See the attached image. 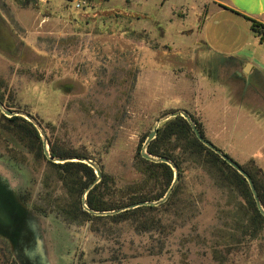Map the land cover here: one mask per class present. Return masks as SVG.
<instances>
[{
	"label": "rangeland",
	"instance_id": "1",
	"mask_svg": "<svg viewBox=\"0 0 264 264\" xmlns=\"http://www.w3.org/2000/svg\"><path fill=\"white\" fill-rule=\"evenodd\" d=\"M135 2L133 11L150 13L157 4ZM134 21L119 9L95 8L90 2L77 8L74 0H0V98L14 112L6 116L0 107V183L36 220L53 264H264V232L252 239L238 230L237 222L249 212L239 190L219 188L197 166L189 165L174 199L169 190L140 210L129 206L68 223L59 214L78 206L76 188L57 182L45 153L46 159L29 152L8 131V119L22 117L38 130L43 145L50 140L75 155L65 162L102 170L89 190L106 183V203L126 202V191L144 182L136 157L139 149L147 152L148 136L156 130L158 135L177 115L195 117L182 109L191 97L179 86L193 70L178 57L183 49L178 56L167 52L161 33L137 32ZM157 58L160 65H153ZM223 69L230 77L232 65ZM217 75L222 73L217 70ZM248 85L264 91V77ZM228 122L231 127L222 131L200 123L208 141L229 150L222 151L241 167L264 174L263 125ZM159 190L155 186L144 194ZM88 192L81 200L90 213ZM16 246L17 238L14 243L0 229V264H22Z\"/></svg>",
	"mask_w": 264,
	"mask_h": 264
},
{
	"label": "crops",
	"instance_id": "2",
	"mask_svg": "<svg viewBox=\"0 0 264 264\" xmlns=\"http://www.w3.org/2000/svg\"><path fill=\"white\" fill-rule=\"evenodd\" d=\"M135 1L90 3L95 8L119 9L134 17L132 26L137 32L161 33L160 42L169 53L175 51L177 55L183 49L177 56L193 70L190 79L185 77L186 85H180V91L178 88L191 97L190 104L182 109L199 118L205 129L226 130L231 127L228 119L264 127V91L248 85L249 80L264 77V42L253 32L251 22L264 26V0H155L153 13L146 9L133 11ZM152 1L145 0L144 4ZM158 59L152 64L160 65ZM227 65H232L230 77L223 74ZM48 263L53 264L49 259Z\"/></svg>",
	"mask_w": 264,
	"mask_h": 264
},
{
	"label": "trees",
	"instance_id": "3",
	"mask_svg": "<svg viewBox=\"0 0 264 264\" xmlns=\"http://www.w3.org/2000/svg\"><path fill=\"white\" fill-rule=\"evenodd\" d=\"M251 22L253 32L264 42V26L253 20H251ZM0 103L3 104L1 98ZM191 119L197 125L203 137H205L200 121L195 119L192 115ZM8 121L10 123L8 131L12 136L28 149L29 152L38 151L42 153V156L46 159L45 155H43V153H45V149H43L45 145H43L40 134L34 125L22 117L17 116L8 119ZM47 143L49 145V153L53 160H70L75 157V155L57 149L52 141L48 140ZM147 153L152 156L153 159H145L140 149L137 153L136 167L144 178V182L142 184H135L126 191V202L118 206H114L108 201L106 203L102 195V189L106 183L100 182L94 185L87 195L86 205L90 213L82 207L81 197L85 191L97 181L95 170L81 162L54 164L53 160L48 161L49 166L53 167L58 175L57 182H60L67 189L70 188V185H73L74 188H76V194L80 196L77 204L78 206L75 207L73 211L71 209L68 210L69 207L67 206L62 211L63 214L61 213L59 215L68 223L75 221H91L97 218L95 217V213L115 211L145 202L161 201L170 189V198L174 199L180 194V182L185 172L189 170V165H195L202 169L219 188L239 190L241 196L249 206V212L246 216L245 213H241V215L243 214V216H245V219L240 218L237 222L239 231L252 239L257 238L261 232H264V216L257 207L254 195L246 179L221 159L219 155L203 145L197 139L190 123L183 117L177 115L174 119L169 120L164 125V128L159 131L156 138L149 143ZM79 158L82 160L84 157L79 156ZM159 158L168 159L178 172V179L173 188L171 187L175 181V171L171 165L158 162ZM252 164L253 162H251V165ZM185 165L188 167H184ZM243 170L253 181L260 204L264 209V174L261 170H255L249 167L243 168ZM108 186L109 183L107 181V189ZM155 186L160 187L157 193L154 195L144 194L145 191ZM72 193H74V191H71V194ZM0 204L5 210L18 215L21 219H24L27 215L26 208L19 202L14 193L1 183ZM143 208L145 207H139L136 210ZM37 211L41 212V209L37 208ZM12 241L15 243L16 238H12Z\"/></svg>",
	"mask_w": 264,
	"mask_h": 264
},
{
	"label": "water",
	"instance_id": "4",
	"mask_svg": "<svg viewBox=\"0 0 264 264\" xmlns=\"http://www.w3.org/2000/svg\"><path fill=\"white\" fill-rule=\"evenodd\" d=\"M248 71V69H247ZM0 107L3 109L4 114L6 116H14V112L11 110H7L4 108V105L0 103ZM182 116L190 123L192 126L193 132L195 133L197 139L205 145L207 148L212 150L214 153L219 155L221 159H223L227 164H229L233 169H235L241 176H243L248 182L251 191L254 195V199L256 201L257 207L264 216V209L262 208L257 191L255 189L254 183L249 177V175L243 170V168L231 159L227 154H225L222 150L217 148L214 144L208 141L203 135L200 133L197 125L192 121L191 117L187 115V113H182ZM157 135V130L153 131L148 136V142L154 140ZM45 147L47 143H44ZM45 155L50 161L53 160L51 157L47 147L45 149ZM143 157L147 160L153 159L147 152L143 153ZM54 162H65V160H53ZM84 161V159L80 160ZM159 162L171 165L173 169L175 167L168 161L166 158H159ZM89 163H91L89 161ZM176 170V169H175ZM98 179L101 178V173L96 171ZM178 179V172L175 173V180ZM89 189L87 190V192ZM171 192V189H170ZM167 198V197H166ZM145 203H140L137 205H132L129 208H137L143 206ZM36 220L31 216H26L24 219L19 218L18 215L11 213L5 210L0 205V229L8 234L10 238H17V249L18 252L21 253V263L22 264H49L47 259V253L45 252V245L43 240L41 239V235L39 230L37 229Z\"/></svg>",
	"mask_w": 264,
	"mask_h": 264
},
{
	"label": "built area",
	"instance_id": "5",
	"mask_svg": "<svg viewBox=\"0 0 264 264\" xmlns=\"http://www.w3.org/2000/svg\"><path fill=\"white\" fill-rule=\"evenodd\" d=\"M90 2V0H74V3L76 4L77 8H81L85 5H87Z\"/></svg>",
	"mask_w": 264,
	"mask_h": 264
},
{
	"label": "flooded vegetation",
	"instance_id": "6",
	"mask_svg": "<svg viewBox=\"0 0 264 264\" xmlns=\"http://www.w3.org/2000/svg\"><path fill=\"white\" fill-rule=\"evenodd\" d=\"M1 205V204H0Z\"/></svg>",
	"mask_w": 264,
	"mask_h": 264
}]
</instances>
